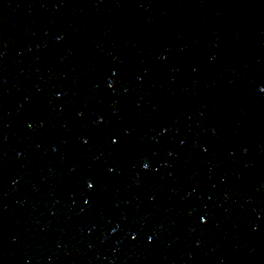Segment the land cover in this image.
<instances>
[{
  "label": "water",
  "instance_id": "obj_1",
  "mask_svg": "<svg viewBox=\"0 0 264 264\" xmlns=\"http://www.w3.org/2000/svg\"><path fill=\"white\" fill-rule=\"evenodd\" d=\"M0 264H264V0H0Z\"/></svg>",
  "mask_w": 264,
  "mask_h": 264
}]
</instances>
